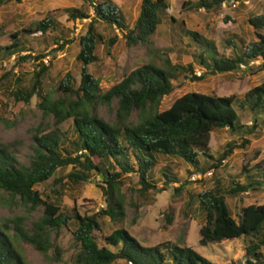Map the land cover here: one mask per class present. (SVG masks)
I'll use <instances>...</instances> for the list:
<instances>
[{
    "label": "trees",
    "instance_id": "16d2710c",
    "mask_svg": "<svg viewBox=\"0 0 264 264\" xmlns=\"http://www.w3.org/2000/svg\"><path fill=\"white\" fill-rule=\"evenodd\" d=\"M10 1L13 0H0V5ZM245 1L195 0L186 2L185 6L213 11L224 3L237 8V3L239 6ZM85 2L92 7L93 16L83 6L65 9L72 20L91 18L86 32L77 39L79 84L72 73L55 80L49 66L42 60L44 55L36 56L38 63L30 73L15 75L9 71L0 79V88H4L13 102L30 104L37 96V107L41 111L39 124L31 129L33 145L28 163H21L13 152L0 145V192L11 198H20L32 210L43 208L41 218L32 227L25 226L19 217L0 223V264H29L14 243L16 239L10 233L12 228L20 240L31 244L44 256L47 257L53 249L54 258L58 260L61 251L54 244L53 232L69 228L71 222L75 226L72 232L75 261L82 264H113L117 259L131 264H215L190 246L168 242L164 244L168 253L163 252L162 244L143 246L124 227L114 229L105 237L106 245L100 246L95 231L101 230V217L107 216L116 223L125 219L123 188L125 176L130 180L129 174L138 175L137 185L131 189L139 199L148 200L150 192L165 191L170 185L176 197L184 193L190 181L179 182L177 177L164 172V183L158 187L152 178L151 171L159 155L184 160L201 174L218 169L240 145L229 142L225 151L216 157L210 150L212 132L224 128L239 129L241 123L237 109L256 113L264 111V84L249 89L242 98L190 91L178 97L169 108L160 110L163 98L175 89L174 80L184 73H193L194 66L192 63H173L168 52L158 50L156 61L124 72L118 82L103 91L101 79L88 69L99 60L96 49L98 43L104 41L99 25L121 32L128 48L151 49V37L163 22L169 1L142 0L133 27L128 25L124 13L112 0ZM248 22L254 28L258 41L245 45V49L234 45L236 56L233 57L221 56L213 40L183 26L184 35L198 48L193 53L194 64L203 67L206 74L214 75L237 72L242 65L249 66L258 57L264 60V13L248 17ZM48 31L65 34L64 26L47 17L16 31L10 45L0 46V53L19 54L26 50L25 36ZM2 32L0 26V36ZM116 41V36L110 37L108 48L111 49ZM227 42L231 44V41ZM20 58L25 61L32 55ZM202 78L192 75L193 80ZM101 103L114 113L112 121L97 114L96 108ZM234 103H237V108ZM69 119H72L75 131L73 139L61 126ZM66 141L70 143L71 150L64 146ZM203 158L216 160V163L204 164ZM68 166L71 170L54 180V195L44 198L36 185L49 181ZM81 182H94L101 190L105 205L99 211L82 212L77 204L71 210L62 208L60 189L69 183ZM174 183L179 185L174 186ZM258 188H264V161L256 164L255 170L247 169L243 179L234 178L229 185L218 179L211 188L190 193L187 206L197 202L204 217L200 243L206 245L244 236L246 252L236 264H264V252L261 251L264 247V204L242 206L234 216L227 198V195L241 197ZM241 198L240 202H243ZM130 203L133 204L132 201ZM141 203V206L145 204ZM134 205L138 210L139 205ZM166 216L172 223L171 214ZM10 222H13V227ZM109 245L118 248L113 250Z\"/></svg>",
    "mask_w": 264,
    "mask_h": 264
},
{
    "label": "rangeland",
    "instance_id": "374dc122",
    "mask_svg": "<svg viewBox=\"0 0 264 264\" xmlns=\"http://www.w3.org/2000/svg\"><path fill=\"white\" fill-rule=\"evenodd\" d=\"M142 0H114L118 7L125 13L127 23L133 27L137 20ZM169 8L164 11V20L151 37L152 48L133 49L126 46L122 33L106 25H99L103 34L102 42L98 43L96 53L99 60L89 66V71L101 79V88L107 91L121 79L124 72H128L139 65L156 61L158 50L168 52V57L173 63L194 66L193 73H184L174 80L175 89L166 95L160 107L165 110L183 94L190 91L203 92L217 96H232L242 98L251 88L264 84V60L261 57L250 62L249 66L242 65L240 70L227 74H206L205 69L194 64L193 53L198 48L186 37L182 27L198 32L204 37L214 41L216 49L221 56H236L234 45L245 49V45L258 41L254 28L249 24L248 17L264 13V0H247L243 5L221 6L213 11L204 8L185 6L186 2L195 0H168ZM94 15L92 7L85 0H15L0 5V46L10 45L12 35L35 22L52 17L65 28V34L60 31H48L46 34L35 33L25 36L26 50L12 56L0 53V79L5 72L30 73L38 63L36 56L44 55V62L50 68V74L55 80L62 79L67 73H72L77 84L80 82V63L76 56L79 51L77 39L87 30L91 18L72 20L66 12L68 7H81ZM60 30V29H59ZM264 33V30L262 31ZM116 36L117 41L111 49L108 48V39ZM243 39V40H241ZM231 41L228 44L227 41ZM245 42V44L243 43ZM32 55L23 61L20 56ZM202 71L201 80H193L192 75L198 76ZM13 83V79H12ZM11 83V84H12ZM39 98L34 96L30 104H19L12 101L9 95L0 88V145L13 152L21 163H28L32 154V127L39 124L41 111L37 107ZM237 108V103H234ZM240 115L241 127L237 130L228 128L218 129L211 134L210 150L218 157L226 149V144L232 142L240 145L227 156L222 165L205 174L195 172L193 167L184 160L171 159L159 155L158 162L151 171L152 178L161 187L164 183L163 173L177 177V181H190L186 184L184 193L176 197L173 186L165 191L150 192L148 200L139 199L132 191L131 186L137 185L138 175L129 174L130 180L125 176L126 217L120 223L113 222L109 217H101V230H96L95 235L100 246L106 245L105 237L114 229L124 227L131 235L138 239L143 246L162 244V250L168 253L165 243L190 246L215 264H236L246 252V238L241 236L220 242L200 243V228L204 217L198 210V203L187 206L190 193H199L211 188L219 179L224 185H229L234 178H244L247 169L255 170L256 164L264 161V111L260 113L237 109ZM96 112L106 120L112 121L114 113L107 105L101 103ZM256 125V128H254ZM62 128L68 131V137L73 139L75 131L72 119L67 120ZM247 141L248 143L244 142ZM244 145V146H242ZM64 146L72 149L67 141ZM204 164L216 163V160L202 159ZM71 166L58 171L49 181L36 185V189L43 197L53 196L55 178L67 174ZM212 172V173H211ZM195 175H198L197 177ZM201 175V176H199ZM95 178V176L93 177ZM95 180H98L96 177ZM178 186V183H174ZM60 202L62 208L68 210L77 204L82 212L91 210L99 211L104 207L102 192L94 182L69 183L61 189ZM242 197V198H241ZM241 197L227 195L228 203L234 216L240 207L252 203L264 204V188L244 193ZM240 198L243 202H240ZM133 202L130 203V202ZM143 202V206H141ZM134 203L139 205V209ZM171 214L172 223L167 221L166 214ZM43 208L32 210L18 197L11 198L7 193L0 192V223L22 219L27 227H32L39 221ZM11 227L14 226L10 222ZM75 226L71 222L69 228L63 227L53 232V241L61 255L54 258L53 249L48 256H44L31 244L23 242L16 236L12 228L10 233L16 240L17 249L25 256L29 264H82L75 261L76 248L73 240ZM113 250L118 247L110 246ZM264 252V247L261 249ZM113 264H130L124 259H117Z\"/></svg>",
    "mask_w": 264,
    "mask_h": 264
},
{
    "label": "built area",
    "instance_id": "2783aa9c",
    "mask_svg": "<svg viewBox=\"0 0 264 264\" xmlns=\"http://www.w3.org/2000/svg\"><path fill=\"white\" fill-rule=\"evenodd\" d=\"M225 5H226V4L224 3L223 6H225ZM42 60H43L44 62H46V63L48 62V59H42ZM201 75H202V71H199V72H198V76H201ZM223 161H225V160H223ZM211 173H212V172H211ZM195 176L197 177L198 175H195ZM199 176H201V175H199ZM130 264H131V262H130Z\"/></svg>",
    "mask_w": 264,
    "mask_h": 264
},
{
    "label": "crops",
    "instance_id": "0c3cea01",
    "mask_svg": "<svg viewBox=\"0 0 264 264\" xmlns=\"http://www.w3.org/2000/svg\"><path fill=\"white\" fill-rule=\"evenodd\" d=\"M113 2H114V0H112ZM115 3V2H114ZM116 4V3H115ZM117 5V4H116ZM123 12V11H122ZM124 13V12H123ZM124 15H125V13H124ZM126 17V16H125ZM211 141V140H210Z\"/></svg>",
    "mask_w": 264,
    "mask_h": 264
}]
</instances>
